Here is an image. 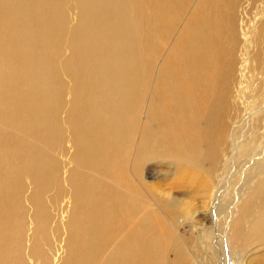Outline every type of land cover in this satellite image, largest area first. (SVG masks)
Segmentation results:
<instances>
[{
    "label": "rangeland",
    "instance_id": "1",
    "mask_svg": "<svg viewBox=\"0 0 264 264\" xmlns=\"http://www.w3.org/2000/svg\"><path fill=\"white\" fill-rule=\"evenodd\" d=\"M202 1L0 0V204L8 209L0 214L2 264H135L115 252L131 228L144 225L140 218L151 220L149 237L159 239L148 246L159 252L154 264H264V234L248 224L264 208V189L251 199L262 175L241 186L263 162L264 0L216 2H228L224 14L233 20V44L214 34L217 45H231L219 65H230L216 114L223 133L213 116L205 123L198 117L195 125L215 137L186 143L199 152L178 158L156 147L138 158L158 69L181 56L180 43L205 14ZM149 26L162 32L150 29L153 49L142 46ZM185 56L175 63L190 82L194 60L190 51ZM130 68L141 69L139 78L131 80ZM238 88L253 94L247 107ZM131 93L144 94L134 118ZM116 95L127 119L113 114Z\"/></svg>",
    "mask_w": 264,
    "mask_h": 264
},
{
    "label": "bare ground",
    "instance_id": "2",
    "mask_svg": "<svg viewBox=\"0 0 264 264\" xmlns=\"http://www.w3.org/2000/svg\"><path fill=\"white\" fill-rule=\"evenodd\" d=\"M217 1L218 0L202 1L201 7L205 11V14H203L200 18L194 19L191 28V36L189 35L186 41L180 43L182 54L179 58L176 57L177 59L175 62H184L185 59L188 58L185 56V52L190 51V54L194 60L193 69L190 70L192 71V75H190L192 76L190 82L188 81V77L181 76V73L179 72L177 64L175 62H166V67L164 69L162 66L160 69H158L157 79L160 80L158 82L157 89L155 90V93H149V98L146 100L147 104L145 106L143 116L142 134L140 136V143L138 146L139 153L141 155L140 157H138L139 159L146 156V154L143 153L144 150L146 152L149 151V153L151 154L156 147H163L166 153L173 154L178 158H187L185 157L186 155H192L199 152V150H196L195 148L185 147L186 143L196 145L204 140H208L211 138L215 139V137L211 134L210 128L208 130L207 128L195 125V120L198 117L204 118L205 123L206 119L209 120L211 116H213V125L219 128V132L223 133V122L217 120L216 114L222 112L221 104L223 93L221 92L223 89H225L222 88L225 83L224 76L230 70V65H228L226 69L223 68V65L225 63L222 65V67H220L219 65L223 63L224 59L229 54L231 45H217L215 43L214 34L219 36L221 39V36L223 34V37L229 38L230 41L232 40L231 44H233V30L231 27L233 20H231V17H227L224 14L225 10L228 8V2L216 5ZM216 19L219 22V26H214V22ZM221 26L223 27V29H221ZM150 29H154L155 32L159 34H162V32L159 28L156 27L149 26L147 28V40L143 41L142 46L148 48L149 45V47L153 49V47H155V43H153L151 40L152 35H150ZM240 31L242 38L246 36L242 31V27L240 28ZM252 31L253 35L256 37L258 28L256 29L254 26ZM253 37L246 38V42L248 44L246 45L247 49L251 47L249 46V44H252ZM158 38L159 40L161 39L160 36ZM245 49L242 50L240 54L241 65L238 69H240L241 75L244 69V63L247 59V57L245 56L246 52H244ZM148 53L151 55L150 52ZM136 67L138 66L136 65ZM136 69L130 68V73L132 75L131 80L137 76L139 78L141 74V69ZM227 76H229V74ZM239 92L242 91H239L238 88L237 94L241 97L244 96V98H242L241 100L242 103L247 107L248 101L246 100V98L249 99L253 97V94ZM139 96H144V94L131 93L130 102L133 108V110H131V118H134L133 113H139V109H137V111H134V108L137 105V101L139 100ZM121 108L120 98L116 95V100L113 104V114L117 119H127L123 109ZM251 115L252 114L248 116H242L241 121L238 122V124L236 123L238 125L237 128H240V125L245 126L249 120L248 117H250ZM153 121L158 127V131L156 132L151 131L153 127L150 123H152ZM136 124L137 122L131 124V127L134 128ZM129 126V123L126 122L122 127L130 131ZM203 132H205V136H203ZM120 134L121 131H119L118 135L120 136ZM230 136L232 138V131L230 133ZM233 138V148H237L238 150V147L236 146L237 142H235ZM220 141L221 140L216 141L215 146L219 145ZM122 146L125 147L124 142L122 143ZM258 152H260L261 154L259 160H263V162L259 164V166L257 167V171L250 173L249 176H246L244 180H242L241 185L242 187L243 184L247 186L254 177L262 175L261 178L258 177L257 181L254 182L256 184L254 189L251 190V199H253L257 193L261 192L264 189V141L262 147L257 150V153ZM250 160H253V157H249L248 161ZM115 200L118 201L116 198ZM127 201H129V206H132L133 210H136V205L132 197L126 198L125 202ZM7 210L8 209L6 206L4 207L0 204L1 216H8ZM142 215L151 214H149V212H143ZM140 219L141 222L144 223V225L136 226L134 229L131 228L122 238L123 245H120L121 249L116 251L115 253L118 255L117 259L121 261L130 260L134 261L135 264H154L152 258L159 262V252H157V255L150 252L148 250V246L149 244H152V246H158L159 239L156 238V236L151 238L149 237V230L152 228V226L149 224L151 220H145L143 218ZM248 224L253 233L264 234V208L260 210ZM103 225L104 227L106 226L104 222ZM109 225L112 224L109 223ZM248 229L249 228H246V230ZM241 234L244 233L242 232ZM78 248L79 247H77L76 251H78ZM156 250L160 249H154V251ZM2 263L3 261L0 260V264ZM114 264H117V261Z\"/></svg>",
    "mask_w": 264,
    "mask_h": 264
}]
</instances>
